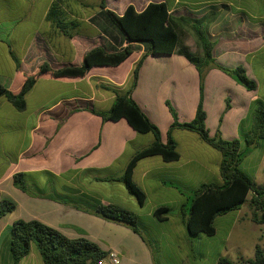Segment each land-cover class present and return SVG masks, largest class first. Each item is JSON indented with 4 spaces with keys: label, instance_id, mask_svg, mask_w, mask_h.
<instances>
[{
    "label": "crops",
    "instance_id": "crops-1",
    "mask_svg": "<svg viewBox=\"0 0 264 264\" xmlns=\"http://www.w3.org/2000/svg\"><path fill=\"white\" fill-rule=\"evenodd\" d=\"M149 2L167 5L170 24L191 52L201 53L190 26L198 20L212 43L213 59L226 67L241 64L246 75L256 81L255 90H246L217 68H210L203 79L201 103L208 134L218 130L222 138L231 139L248 132L256 99L264 103L249 64L257 54L262 53L264 59V13L258 12L264 11V0H104L102 8L99 0H23L20 6L3 0L0 83L11 91L18 89L24 76L35 73L40 63L52 68L77 65L92 46L118 51L128 45L130 54L116 66H93L80 79L38 77L24 96L23 110H16L0 95V126L15 125L12 135L6 132V137L0 138V196L14 203L13 210L0 217V264H11L8 227L19 218L39 220L68 238L85 237L106 253L115 252L120 264H154L150 242L141 231L144 240L123 224L67 202L82 198L113 203L101 198L92 183L118 176L132 154L152 140L151 134L137 133L123 118L103 120L93 110L106 111L116 95L128 92L156 125L162 142L172 119L166 101L178 121L193 117L199 98L194 66L177 53L150 55L141 43L127 44L105 12L119 16L127 5L139 12ZM51 8L53 14L49 15ZM56 22L72 36H65ZM140 58L131 87L132 70ZM171 135L178 152L176 160L145 156L131 174L145 196L139 207H146L151 216L156 207H167V219L162 221L166 223L170 222L169 213H181V205L198 185L220 183V155L215 149L194 132L173 129ZM9 148H14L12 154ZM249 160L257 173L264 162V141L243 157V172L242 164ZM15 172L26 176L27 191L12 184ZM239 210L234 211L233 220L237 221ZM178 224L186 233L180 216ZM174 227L172 224L171 230ZM33 247L37 251L31 244L25 256Z\"/></svg>",
    "mask_w": 264,
    "mask_h": 264
},
{
    "label": "trees",
    "instance_id": "trees-1",
    "mask_svg": "<svg viewBox=\"0 0 264 264\" xmlns=\"http://www.w3.org/2000/svg\"><path fill=\"white\" fill-rule=\"evenodd\" d=\"M103 6L104 0H99V7ZM167 9L164 2H149L139 12L134 11L131 5H127L119 16L108 10L105 12L112 25L121 32L127 44L141 43L145 46L146 53L150 55L177 53L194 66L198 76L199 98L193 117L188 121H178L174 109L166 101L172 119L166 130V139L162 142L156 125L148 119L128 92L116 95L106 111L93 110L103 120L114 121L123 118L137 133L152 135L151 142L132 154L118 176L105 177L100 180L120 182L126 192L133 195L136 204L142 206L145 199L144 193L131 178L136 162L140 158L150 155H159L164 161L176 160L178 152L171 131L180 129L194 132L204 143L219 153L220 183H201L190 191L186 201L180 207V218L186 233L189 235H198L199 233L206 236L214 235V218L230 211H237L242 204H246L248 208L249 220L256 225L264 226V184H256L240 169L243 157L264 141V103L260 99H256V104L251 112L248 132L241 138L231 139L222 138L218 130L213 135L208 134L201 103L203 79L210 68L219 69L246 90H255L256 81L246 75L241 64L226 67L213 59L212 43L208 40L206 31L198 20L192 21L190 26L201 53L198 55L191 52L179 39L176 29L170 24ZM51 14H53L52 8L49 10V15ZM55 26L60 28L68 38L72 36L59 23L56 22ZM129 54L130 47L128 45L118 51H107L101 46H92L83 53L80 63L77 65L68 64L52 68L46 62L40 63L35 73L24 76L22 83L15 91L5 88L0 83V95L5 97L16 110H23L24 96L38 77L48 74L54 79H80L89 68L116 66ZM141 60L142 58L137 60L133 67L131 87L135 85ZM227 107L226 99L225 108ZM12 184L22 191H27V179L24 173H13ZM67 202L102 219L123 224L144 240L138 228L139 218L130 210L114 203L102 204L82 198ZM13 208L14 203L10 199L0 196V217L12 211ZM167 210L168 208L165 206H158L152 211V216L159 222L165 221ZM31 244L37 249L42 264H94L106 255V251L101 250L95 242L85 237L68 238L60 231L36 219L13 220L8 227V252L11 264H18L20 259L28 253ZM241 263L264 264L262 248L256 244L252 257L243 259ZM216 264L233 263L226 257L220 256Z\"/></svg>",
    "mask_w": 264,
    "mask_h": 264
},
{
    "label": "rangeland",
    "instance_id": "rangeland-1",
    "mask_svg": "<svg viewBox=\"0 0 264 264\" xmlns=\"http://www.w3.org/2000/svg\"><path fill=\"white\" fill-rule=\"evenodd\" d=\"M15 2L20 6L23 0H12V3ZM0 3H3V0H0ZM258 12L264 13V11ZM23 29L25 27H18V30ZM249 64L254 78L260 83V93L264 94V59L262 53L257 54L254 59L249 61ZM8 126L9 129L0 126V138L6 137V132L11 135L14 133L15 125L11 122ZM146 135H150V133ZM13 149L9 148V154L13 153ZM242 167L244 173L255 183L264 184V162L257 173L253 172V161L251 160L244 162ZM92 185L96 187L101 198L136 212L134 214L139 216L140 221L138 228L150 242L154 264H214L219 256L226 257L233 264H243L241 263L243 259L252 257L256 244L264 252V226L256 225L249 220L246 204L240 206L237 221L233 220L234 211L216 216L214 218V235L206 236L202 233L189 235L184 232L179 224L177 225V218L180 213H169V223L155 220L149 213H146V207L140 208L136 204L133 195L127 193L120 182H97L96 184L92 183ZM172 224L175 226L174 231L171 230ZM184 256H187V262L184 260ZM20 263L42 264V261L33 247L32 251L23 257Z\"/></svg>",
    "mask_w": 264,
    "mask_h": 264
},
{
    "label": "built area",
    "instance_id": "built-area-1",
    "mask_svg": "<svg viewBox=\"0 0 264 264\" xmlns=\"http://www.w3.org/2000/svg\"><path fill=\"white\" fill-rule=\"evenodd\" d=\"M94 264H120L119 257L115 252L109 251L106 255Z\"/></svg>",
    "mask_w": 264,
    "mask_h": 264
}]
</instances>
